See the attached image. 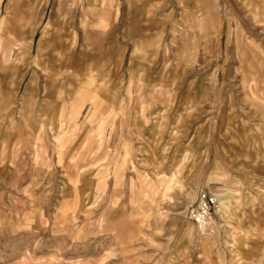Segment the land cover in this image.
Wrapping results in <instances>:
<instances>
[{"label": "rangeland", "instance_id": "1", "mask_svg": "<svg viewBox=\"0 0 264 264\" xmlns=\"http://www.w3.org/2000/svg\"><path fill=\"white\" fill-rule=\"evenodd\" d=\"M143 3L0 0V264H264V0Z\"/></svg>", "mask_w": 264, "mask_h": 264}, {"label": "crops", "instance_id": "2", "mask_svg": "<svg viewBox=\"0 0 264 264\" xmlns=\"http://www.w3.org/2000/svg\"><path fill=\"white\" fill-rule=\"evenodd\" d=\"M144 0H127V4L129 7L128 17L125 20L124 26L120 28L121 40L122 42L117 43V48L115 50L111 49L109 44L103 45L98 50H85L87 54H98V53H115V52H131L135 51L140 45L146 43L148 34V29L150 26L148 25V21L150 23L157 22V17L155 19L152 16L148 15V8L147 3H143ZM155 1V0H149ZM147 2V1H146ZM202 19H208L207 17H203ZM155 27V26H154ZM157 28V26L155 27ZM238 30V38H239V45H245V39L243 32ZM16 38L13 42H11L12 46L19 44L17 47L21 50H24L26 45L24 41H19ZM119 41V39H117ZM137 45V47H135ZM135 47V48H134ZM9 47L8 50H10ZM140 51V50H138ZM5 57H8L5 53ZM93 66V62L90 63Z\"/></svg>", "mask_w": 264, "mask_h": 264}, {"label": "built area", "instance_id": "3", "mask_svg": "<svg viewBox=\"0 0 264 264\" xmlns=\"http://www.w3.org/2000/svg\"><path fill=\"white\" fill-rule=\"evenodd\" d=\"M217 206L216 196L206 190H202L199 193L196 201L190 204L187 211L189 213V218L198 226L202 225L205 227L209 223V219L212 218L215 212V207Z\"/></svg>", "mask_w": 264, "mask_h": 264}, {"label": "bare ground", "instance_id": "4", "mask_svg": "<svg viewBox=\"0 0 264 264\" xmlns=\"http://www.w3.org/2000/svg\"><path fill=\"white\" fill-rule=\"evenodd\" d=\"M246 54H247V53H246ZM255 68H256V66H255ZM202 226H203V225H202ZM202 226H201V227H202Z\"/></svg>", "mask_w": 264, "mask_h": 264}]
</instances>
